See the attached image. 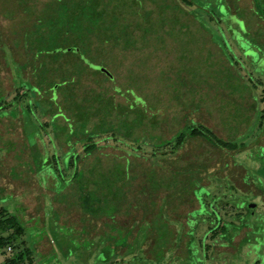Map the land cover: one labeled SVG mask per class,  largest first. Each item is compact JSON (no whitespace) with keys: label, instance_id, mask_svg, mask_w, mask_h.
I'll use <instances>...</instances> for the list:
<instances>
[{"label":"rangeland","instance_id":"374dc122","mask_svg":"<svg viewBox=\"0 0 264 264\" xmlns=\"http://www.w3.org/2000/svg\"><path fill=\"white\" fill-rule=\"evenodd\" d=\"M141 1L140 15L126 13L140 48L123 49L124 39L110 42L99 61L113 78L82 77L94 89L115 93L118 108L110 115L101 109L109 99L91 108L78 85L75 93L69 84L53 96L44 88L28 100L15 98L18 64H25L22 75L28 81L39 74L32 70L40 61L24 46L23 33L34 29L51 0H0V206L25 226L18 240L23 242L4 254L0 249V264L3 255L24 246L34 264L254 260L252 243L264 231V12L257 6L262 4L204 0L199 5L204 10L187 11L176 0ZM109 8L128 10L122 0H110ZM148 12L152 24L143 26V35L137 27ZM211 12L218 17L212 24ZM11 53L18 64L11 63ZM65 59V74H77L80 61ZM5 92L10 94L4 99ZM5 102L11 107L4 109ZM142 119L138 133L133 127ZM195 121L235 142L236 150L190 137L178 148L164 145ZM90 143L95 150L85 153ZM203 197L219 206L230 199L257 203L255 213L238 214L253 225L251 231L243 228L230 244L224 240L214 254L208 251L206 259L195 258L188 243L195 236L192 220L203 214L209 220ZM228 208L220 210L226 221L235 215ZM25 213L31 216L25 219ZM207 227L199 224L196 237Z\"/></svg>","mask_w":264,"mask_h":264},{"label":"trees","instance_id":"16d2710c","mask_svg":"<svg viewBox=\"0 0 264 264\" xmlns=\"http://www.w3.org/2000/svg\"><path fill=\"white\" fill-rule=\"evenodd\" d=\"M176 1L181 4L187 11L188 9L191 11H193L194 9L204 10L203 7H200L202 6L204 0ZM141 2V0H122V7H127L128 10L121 11L118 9L116 11L115 8L114 10L116 12H114L112 11L113 9L111 10L109 8L110 0H51L46 10L43 11L41 15H38L35 19L36 22L34 23V29H32V31L25 30L23 33L24 46L28 50H31L33 56L38 61H40L38 62V67L36 68V66L34 65L32 70L34 74V68L36 70H39V74L37 75V77L34 75L36 78L34 82L28 81L23 77L22 70L25 64H18L14 60L12 53L10 54L11 63H17L18 69L21 70L20 74L18 76H15L17 80H19V76H21V82L19 80L18 83L15 79L16 81L13 84V88L16 91L15 98L17 99L19 97L18 101H20L21 97L27 96L28 100L30 98L28 96L30 95V93L42 91L44 90V88L51 91V95L53 96L54 92H60L61 88L64 89L69 84L71 87L69 91H73L75 93V87L78 85L79 88L83 87V90L81 89L79 90V92L82 91L85 94V97L89 98L88 102L90 103L91 108L96 107L97 100L109 99L110 102L107 103L106 107L104 105V107L101 109L107 114L116 115V113L114 114V110L115 108H118V105L114 103L115 93H112L113 95L111 94V96H109V94H106L103 90L94 89L91 86L85 84L82 80V77L92 74L95 76L97 75L101 78L106 77L107 79H110L103 71V68L106 70L108 69L103 65L102 61H99V58L105 56V49L110 47V42L116 43L124 39L126 40V42L125 44L121 45L123 49L132 46H135V48L137 47V49L140 48L138 47V45H135V43H137L138 41L131 38L132 32L135 31L129 29V19L126 16V13L136 12L137 8H141ZM262 2H264V0H257V3L262 4L261 6H257L259 7V9H261L262 12H264V6ZM212 8L214 9V7ZM137 13L138 15H140L139 11H137ZM211 14L212 15H209L207 13V21L212 24L215 23L214 17H218L214 12H211ZM142 18L144 20V25L138 26L137 30L141 31V33L145 35L143 26L146 27L152 24L149 20L150 13H146ZM218 23H220V20L218 21ZM5 47L9 48L7 46ZM241 51L244 52V50L242 49ZM65 58L80 61L82 67L77 68V74H65L64 69L67 66V64H64ZM109 72L110 74H112L110 70ZM49 73L51 75H49ZM18 86L22 88L21 93H18L19 91L16 89V87ZM5 93L6 94L4 99L8 96V94H10V92ZM5 103L6 104L3 106L4 109H6L5 107L9 104H7V102ZM11 105L12 103L7 107L10 108ZM123 105L125 104H122V106ZM119 106H121V104ZM263 116L264 113L260 114V120L263 119ZM144 120L145 119L141 120L140 125H136L135 127H133V130H135V128H139V133L140 129L145 125ZM191 125L192 126L190 127L186 126L184 128V130L186 131H182L181 133L174 136V139H171V142H166V144L162 143V145L164 144L166 146L171 143H175V145L170 149L178 148L180 145L184 144V141L187 137H190L202 138L218 149L222 148L226 151L236 150L237 144L235 142H231L220 138L219 136H216L214 131L206 125L197 122L196 124L193 123ZM138 133H136L135 131L134 134ZM161 137L164 138L162 135ZM91 138V135H89L88 139ZM243 144L244 143L240 144L241 148L244 147ZM95 145L96 144L94 143L85 145L83 149L84 152H93L95 150ZM138 148L140 149L139 145ZM232 184L234 185V182ZM234 189L238 190L235 185ZM219 192L220 191L214 194L219 195ZM193 196L195 200L198 201L195 194H193ZM202 200L203 209L210 213V215H208L209 220H203L204 214L198 220L191 219L193 221L191 223L193 224V226L190 232L192 231L195 236H192L191 241L189 240L188 243L189 245L193 244L195 258L205 257L206 259L209 256L208 251H210L211 254H214L216 246L224 243V240H226L227 242H229L228 244H230L236 233L241 231L243 228L251 231L253 225L249 224V222L246 219L244 220L240 215L242 210H244V218H246V215L249 213H255L257 203L249 202V204H247L248 202L244 203V201H240L241 203H239L230 199L228 202H225L223 205L219 206L216 205L215 201L211 198L208 201L205 197H203ZM213 203L215 204V207H212ZM209 206H211L210 210L207 209V207L209 208ZM228 207L232 209V215L235 213L233 219L230 221L222 219L223 217L220 213L221 209H227ZM27 214L28 213H25V215H23V218L26 219L27 217L31 216H27ZM197 216L200 217L199 214ZM188 220L189 219L186 218L185 222L181 224V226L185 227L186 223L189 222ZM201 223L207 224L208 227L204 231L202 236L197 238L196 229ZM257 233L259 235L261 234L259 236L261 239L259 240V242L254 241V243H252L254 249H251V252H253L254 256H252V258L254 260L251 264H264V231H258ZM24 235L25 226L19 219V217L11 214L7 208L0 206V249H2L1 254H4L5 250L7 251L8 246L11 249L12 245H15L16 243V245H18V242H23V240H18L21 239ZM242 242H246V238H243ZM188 251L192 250L188 249ZM261 252L262 256L260 255ZM189 254L191 255L192 253L189 252ZM1 264H34L30 248L28 246H24L22 250H18L16 253H8L3 255V261L1 262Z\"/></svg>","mask_w":264,"mask_h":264},{"label":"water","instance_id":"95a60500","mask_svg":"<svg viewBox=\"0 0 264 264\" xmlns=\"http://www.w3.org/2000/svg\"><path fill=\"white\" fill-rule=\"evenodd\" d=\"M103 71H104V73H105L110 79L113 78L112 74H110V72H109L108 70H106V69L103 68Z\"/></svg>","mask_w":264,"mask_h":264},{"label":"built area","instance_id":"2783aa9c","mask_svg":"<svg viewBox=\"0 0 264 264\" xmlns=\"http://www.w3.org/2000/svg\"><path fill=\"white\" fill-rule=\"evenodd\" d=\"M7 250H10V247L9 246L7 247Z\"/></svg>","mask_w":264,"mask_h":264}]
</instances>
